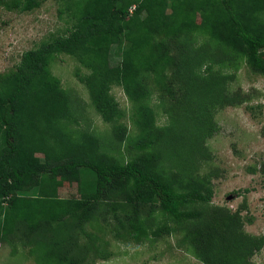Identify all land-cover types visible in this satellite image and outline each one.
<instances>
[{"label": "trees", "instance_id": "16d2710c", "mask_svg": "<svg viewBox=\"0 0 264 264\" xmlns=\"http://www.w3.org/2000/svg\"><path fill=\"white\" fill-rule=\"evenodd\" d=\"M58 1L68 33L23 51L15 69L0 74V243L28 246L38 264L108 260L111 253L86 229L100 220L123 243L178 233L203 264H251L264 234L244 230L245 202L235 210L213 204L210 177L192 170L205 156L212 108L249 98L227 92L229 76L213 63L232 52L264 74V0ZM0 5L30 10L39 1ZM197 36L205 42L196 45ZM58 54L86 69L76 76L111 124L107 137L70 128L73 97L50 70ZM114 86L130 103L132 134ZM154 93L169 101L164 125L148 102ZM124 142L126 160L112 151ZM72 182L78 196H62L60 187Z\"/></svg>", "mask_w": 264, "mask_h": 264}, {"label": "rangeland", "instance_id": "374dc122", "mask_svg": "<svg viewBox=\"0 0 264 264\" xmlns=\"http://www.w3.org/2000/svg\"><path fill=\"white\" fill-rule=\"evenodd\" d=\"M38 1L39 5L30 10L6 9L0 5V74L15 69L23 51L37 46L41 41L68 33V15L62 2ZM196 20H201L200 14L196 15ZM195 39L196 45L205 42L202 36ZM177 44H173L172 49L179 54ZM116 50L115 46L111 48L113 64L118 61ZM206 59V63H213L210 58ZM224 59L213 63V68L223 76H229L225 81L227 92L233 95L239 92L240 96L249 98L237 105L224 104L212 108L213 130L204 139L205 156L198 159L196 170L192 171L210 177L213 204L235 210L245 202L246 206L241 211L245 219L244 230L260 235L264 234V174L260 171L264 162V74L252 72L235 53H226ZM202 67L204 69L205 65ZM50 70L59 79L60 86L73 97L77 121L70 122V128L107 137L111 124L105 122L90 104L87 90L76 76L77 71L83 74L86 69L74 57L58 54L50 63ZM111 92L119 107L124 109L121 122L128 126L132 134L135 127L131 122L130 103L119 86H114ZM156 94L151 95L148 102L155 111L157 124L164 125L168 122L165 105L169 101L164 103ZM126 146L127 143H121L115 148L119 149L118 153L114 149L112 151L116 155H123L126 160L129 153ZM60 194L78 196L76 183H64L60 187ZM156 216L159 217L158 214ZM109 226L94 220L87 224L86 229L99 237L111 253V258L83 264H203L187 245L179 243L178 233L146 239L142 244L134 245L116 240ZM80 240L84 241V238L80 237ZM14 244L8 241L0 243V264H38L35 257L30 255L28 246L18 241ZM250 262L264 264V246L253 253Z\"/></svg>", "mask_w": 264, "mask_h": 264}]
</instances>
